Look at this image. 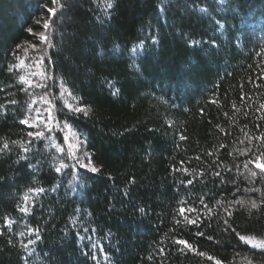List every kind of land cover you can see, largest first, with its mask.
<instances>
[{"label":"trees","instance_id":"trees-1","mask_svg":"<svg viewBox=\"0 0 264 264\" xmlns=\"http://www.w3.org/2000/svg\"><path fill=\"white\" fill-rule=\"evenodd\" d=\"M141 42L136 71L130 54ZM21 76L52 80L32 87ZM42 98L65 114V102L87 107L88 117L67 118L99 172L73 174L55 130L45 133L51 143L27 136L36 129L20 121L48 107ZM262 104L264 0H0V149L9 145L0 151V264H264V251L239 238L264 240V174L244 167L264 151ZM61 162L69 167L56 173ZM40 187L39 196L28 191ZM25 195L36 201L29 214L18 211ZM180 202L201 213L199 228L178 215ZM37 228L41 239L29 244Z\"/></svg>","mask_w":264,"mask_h":264},{"label":"snow or ice","instance_id":"snow-or-ice-1","mask_svg":"<svg viewBox=\"0 0 264 264\" xmlns=\"http://www.w3.org/2000/svg\"><path fill=\"white\" fill-rule=\"evenodd\" d=\"M53 4L56 3V0H52ZM108 7L111 8L112 5L111 4H108ZM48 13L50 14L49 16V20H51V17L52 16H55L56 15V12H57V9L55 7L53 8H48L47 9ZM49 20H45L43 22V29L45 31L49 30L50 28V23H49ZM37 23L39 24L40 21H37ZM28 31L30 33H32V29H28ZM39 38L42 40V41H47V36H45L44 33H39L38 34ZM156 41L153 40V44H155ZM202 42L201 41H193V42H190V47L191 46H196V45H200ZM215 43V40H212L211 42H209V47H211L213 44ZM19 47V46H17ZM144 48V44L143 42H141L140 45H137V46H134V48L131 50V59L133 61V63L130 65V67L134 68L136 71H139V68L137 67L136 63H135V60L137 57L141 56L142 55V50ZM25 51H27L25 49ZM17 59H19V57H17ZM20 64H23V60H20ZM13 67H16L15 65H10L9 66V71H12L13 70ZM20 80L24 83H27L29 84L30 86L32 87H49V85L47 84V81L48 80H52V77L51 76H46V79H45V82L44 83H39V84H35L33 85L31 81H25L24 77L21 76L20 77ZM108 87L112 90V95L114 96H117L119 95V89H117L115 87V84L114 82L112 81H106ZM61 87H63V84H61ZM47 95V94H45ZM61 95L63 96L64 93L62 92ZM67 95L69 97H72V93L71 92H68ZM44 99V102L48 105V107H46L43 111H41L39 108H36L34 111H35V116H32V117H27L23 120L20 121V123L22 124H26L28 125L30 128H35L36 131H29L27 133V136L28 137H31L33 138V140H40L41 138H46L49 140V142L51 143L52 142V137L51 136H48V137H45V133H52L54 130L56 132H58L59 134H62L63 136V143L65 145H67L68 147V150H69V153L67 155V159H71V160H74L75 163L71 165V168L73 170V174H77L78 170L79 169H83L86 173L87 172H91V173H97L99 172V169L97 167H95V165L93 164V161H92V156H91V153L87 150V139L86 138H83L81 139V136H80V133H78V131L74 128L73 124L69 122V119L67 118V115L68 114H71V115H78V114H83L84 117H88L89 116V111L87 109L86 106H81V105H73V104H68L67 102H65L64 104V107H66L68 109V114H65L63 113V110L60 109V110H57L56 107H55V104L50 101V100H47L45 98H42ZM73 101L76 100V97H72ZM11 103L15 104L16 101L13 100L11 101ZM34 103V101H33ZM212 103H215V101H212ZM261 109H264V104H262L260 106ZM33 109H32V106L29 105V111L31 112ZM59 113V114H58ZM60 115H65V119H60ZM31 120V122H30ZM180 139L181 140H184L185 137L183 135L180 136ZM249 139H251V137H249ZM256 139L258 140H264V136H260V137H257ZM15 143V142H13ZM29 144H32V141H29L28 142ZM54 147H56L57 151L58 152H61V153H64L65 152V148L59 144H56V145H53ZM9 145L7 143H4L3 144V148L0 149V151H3V150H6L8 149ZM34 147V145H33ZM223 147V145H222ZM24 151L26 153H29L32 151V148L30 147H25L24 148ZM209 156L212 155V153H208ZM27 157H21V159H26ZM65 157H61V161L64 159ZM196 159H199V157H197ZM264 159V151L260 152L259 155H256L255 156V160H249L247 163H245L244 167L247 168L248 167V164H251V163H255V167L256 168H259L261 170V173L264 174V163H260V161ZM183 161H181V165H183ZM215 163V162H214ZM37 164H41V161H37ZM30 167L33 169V171H36V165H32L30 164ZM69 166L67 164H64V163H60V166L58 167H55V172L56 173H61L63 169L65 168H68ZM217 167H219V165H217ZM176 171H181L183 170L186 174H187V169L184 168V169H175ZM230 171V170H229ZM201 176L204 175L203 172L200 173ZM212 175L214 176H217V177H221V173L219 171H214L212 172ZM257 175L256 172L252 171L251 172V176L252 177H255ZM134 182V181H133ZM193 179H188L186 182L185 181H181L182 184H186V185H191L193 183ZM221 182L223 183V178L221 177ZM57 187H53L51 189V191L55 192L57 190ZM254 190V189H252ZM29 192L35 194L36 196H39L40 194L42 193H45L46 192V189H44L43 187H40V188H32V189H29L28 190ZM127 195V193L125 194ZM23 200L25 202V206L23 207H19L18 208V211H20L21 213H24V214H29V211H30V206L31 207H34L35 204H36V201H33V200H30V197L28 195H25L23 197ZM236 203H240L242 206L244 204L243 201H235ZM200 203L203 204L204 206V209L207 211V214L209 215H212V209H210L208 207V205L204 202V199L201 197L200 198ZM217 203H220L219 201H217ZM232 203V202H230ZM262 203H264V201H262ZM181 206L179 207L178 209V215L180 217L183 218V221L186 222L187 225H194L196 226L197 228L200 227V216H201V213L197 211V209L195 208H185L184 207V202H180ZM251 207L253 209L259 207V205H257V203L255 201H253L251 203ZM79 211V210H77ZM139 211L141 213H144V209L141 208L139 209ZM224 213L226 214V216H231V212L228 210L227 207H225L223 209ZM186 213H196V218L193 219L190 217V215L186 214ZM218 215V214H217ZM224 224L227 226L225 228V231L228 230V228L231 227V225L228 224V220L227 219H224ZM14 223V221L12 222H9L7 218H5V227L7 228H10L11 227V224ZM72 223L73 225H77L79 224L80 227H82V230L84 233H88L89 232V228L84 226V221L83 220H79L77 221L75 218H72ZM176 223L179 225L181 224V220H176ZM93 232H95V229H92ZM171 231V230H170ZM233 231H235V229H233ZM39 232H40V229L37 228V229H30L29 230V235H32V234H35V240H29V244H35L36 241L40 240L41 239V236L39 235ZM20 235H24L23 232L20 233ZM110 235V233H109ZM195 235L197 236H203L204 233L202 231H197L195 233ZM237 235L239 236V233H237ZM77 236V239H84V237L80 236L79 233L76 234ZM89 240H91V236L87 237ZM239 238L244 241L245 243H251V239L252 238H249V237H245V236H239ZM209 240L212 239V237H208ZM173 243H176V244H179V245H183L184 247L188 248V249H191V245H189L185 240L183 239H175L173 238ZM98 245L97 244H91V247L92 248H96ZM253 247L255 248H261V249H264V241H259L257 242L256 244H253L252 245ZM25 248L28 247V245H24ZM183 251V249H181ZM161 252H163V249H161ZM199 255L203 256L205 255L203 252H200L198 253ZM85 255H87V253H85ZM92 259H95V256L92 257ZM209 259H212V257H209ZM217 264H219V262H217Z\"/></svg>","mask_w":264,"mask_h":264},{"label":"rangeland","instance_id":"rangeland-1","mask_svg":"<svg viewBox=\"0 0 264 264\" xmlns=\"http://www.w3.org/2000/svg\"><path fill=\"white\" fill-rule=\"evenodd\" d=\"M259 241H264V240H260V239L252 238V239H251V243H248V244H249L252 248H254V249H256V250L264 251V249H261V248H255V247L252 246L253 244H256V243L259 242Z\"/></svg>","mask_w":264,"mask_h":264}]
</instances>
